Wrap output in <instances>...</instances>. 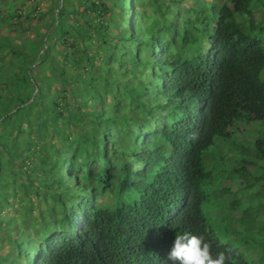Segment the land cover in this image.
I'll return each mask as SVG.
<instances>
[{"label":"trees","instance_id":"1","mask_svg":"<svg viewBox=\"0 0 264 264\" xmlns=\"http://www.w3.org/2000/svg\"><path fill=\"white\" fill-rule=\"evenodd\" d=\"M27 1L39 0H6L0 14L9 32H23L0 35V90L9 84L4 63L16 67L17 85L0 108L1 125L12 124L0 132V264H156L170 236L152 217L173 204L174 191L192 194L197 230L206 210L196 201L207 196L198 174H214L206 149L237 125L264 120V0H52L49 30L24 39L40 10ZM213 9L221 11L218 23ZM16 40L23 43L14 48ZM205 40L223 59L210 64ZM233 52L239 72L225 58ZM207 68L232 86L219 95L196 87V72ZM204 96L209 121L186 172L173 149ZM261 125L256 142L234 143L238 158L242 149L262 148L256 157L264 162ZM219 172L218 206L241 210L254 226L249 241L221 248L231 250L233 264H264V207L252 199L240 209L237 191L221 185L235 173ZM159 178L175 188L158 191ZM215 229L231 240L227 229Z\"/></svg>","mask_w":264,"mask_h":264},{"label":"clouds","instance_id":"2","mask_svg":"<svg viewBox=\"0 0 264 264\" xmlns=\"http://www.w3.org/2000/svg\"><path fill=\"white\" fill-rule=\"evenodd\" d=\"M211 1L214 4L216 3V0ZM32 4H36V2L33 1ZM38 8L41 9V5ZM210 11L215 23H218L221 14L220 9ZM128 17H131V15ZM214 45V43L205 40V46L206 48L208 47L207 50L205 49V54L213 50L210 64L217 62L216 58L218 56L222 58L220 52H214L216 48ZM225 58L238 71L239 56L233 52V54L225 56ZM257 69V63L255 62L250 77L256 73ZM230 80L232 79L220 76L216 68H207L206 71L196 72L193 83L202 90L206 89L214 95H219L225 85L232 86ZM201 103V107L187 118L186 124L190 130L186 134L184 141L173 149L179 162V167L186 172H189L190 160L194 158L196 161L198 160L200 142L204 139L202 132L209 121L207 96L202 97ZM259 121L264 124L263 119L259 118ZM261 123L252 121L249 124L237 125L236 131L231 132V137L226 142L219 141L217 142L219 144L218 147L213 148L211 144L206 149L207 153L212 154V156L210 158L204 157V159L208 160L209 168L213 166L214 170L211 168L210 170L214 174L212 178L208 176L200 177L197 172V180L202 187L201 192L207 194V196H199L200 200L196 201L206 210L203 222L196 224L197 230L194 227L192 228L191 223L193 220L194 222L199 220L200 213L190 212V207L194 200V195L192 196V194L186 196L181 192L174 191L170 195L173 204L152 217V219H158L156 230L163 235L170 236L166 245L157 252L156 264H164V262H172L173 264H233L231 250L224 251L225 248H221V246L225 244L233 248L238 241H249L254 232V226L249 224L248 220L247 222L245 221L241 210H235L230 213L228 210L224 211L218 206L217 197L219 192L216 177L220 173L219 168L235 173V180L227 179L226 183L221 185L222 187L230 185L237 191L236 196L232 197V200L239 201L240 209H244L249 205L252 199L256 200L261 209L264 207V170L261 169L262 165L264 166V162L256 157V153L262 151V148L260 150L242 149V158H238L236 156L238 147L234 145L235 143L243 147L256 142L259 137L263 136L260 133L263 129ZM232 140L235 142L232 143ZM195 170L197 171L198 167ZM185 174L189 175V173ZM256 182H258L257 185L249 184ZM157 185L158 191L166 188H175L176 186L174 181H166L161 178H159ZM253 218L254 216L251 217V219ZM216 226L227 229L231 240L227 241L224 237H221L215 229ZM178 229L179 231L177 232Z\"/></svg>","mask_w":264,"mask_h":264},{"label":"rangeland","instance_id":"3","mask_svg":"<svg viewBox=\"0 0 264 264\" xmlns=\"http://www.w3.org/2000/svg\"><path fill=\"white\" fill-rule=\"evenodd\" d=\"M20 1V0H19ZM73 2H76L78 4V0H72ZM71 0H66V3L65 4H70ZM0 3L2 4V6H0V14L1 13H6L7 12V8H6V5H8V3L6 2V0H1ZM25 4L30 7L29 5H33L32 2L30 1H27L25 2ZM36 5L39 6L41 5V9L38 10V12H36L34 14V22L33 24H31V27H29V29L25 32L26 35L28 37H25L24 36V39H27V38H36V36L39 34L38 32L39 31H42L43 33H45L47 30H49V23H50V19H51V16H50V10L52 8V0H41V1H38L36 2ZM17 7H19V5L17 4ZM54 7V6H53ZM54 9H57V6L54 7ZM79 9V8H78ZM84 8H80V11H83ZM26 10H28L26 8ZM40 13H49V15L46 17V18H40ZM15 22V21H14ZM22 35L23 32H16V30H13V31H10L8 30V28L4 25V24H0V35H8V36H11L12 38L13 37H16V36H19V35ZM23 43V41L21 40H16L15 43L12 42L11 45L13 44L14 45V48L17 44H21ZM28 48L25 49L24 47L22 48V51L26 52L27 50H29L30 46L28 45L27 46ZM61 50H63V48H61ZM61 59V58H59ZM58 59V60H59ZM48 62L50 63V65L48 66L50 72L51 70H53V63L51 62V60H48ZM16 65H18V60L14 62ZM4 67L6 68V72L8 74H6V76L3 78V82H5L6 80H9V84H8V87H6L5 89L3 90H0V108H3V104L5 105L10 98H14L16 95H17V85L16 86H13V84H11L13 81L12 77H13V73L16 71V67L14 66V64H11V63H4ZM12 65V66H11ZM38 66V65H36ZM34 66V67H36ZM4 67H2V69L4 70ZM32 67V69L34 68ZM14 68V69H13ZM48 71V75H51ZM1 82V81H0ZM52 92V90H51ZM16 103H18L17 101H15ZM3 103V104H1ZM19 108V107H18ZM27 119V118H26ZM2 120H0V132H2L5 129H9L10 126L12 124H10L8 127H3L1 124ZM27 122H25L24 124L22 123V128H27ZM32 128H35L36 125L34 123H32ZM16 131H14L13 133H9V138L12 140L14 138V136L16 135ZM232 143L235 142L234 140L231 141ZM20 218V217H19Z\"/></svg>","mask_w":264,"mask_h":264},{"label":"built area","instance_id":"4","mask_svg":"<svg viewBox=\"0 0 264 264\" xmlns=\"http://www.w3.org/2000/svg\"><path fill=\"white\" fill-rule=\"evenodd\" d=\"M33 2V1H32Z\"/></svg>","mask_w":264,"mask_h":264}]
</instances>
